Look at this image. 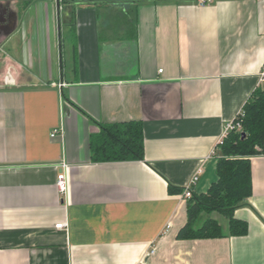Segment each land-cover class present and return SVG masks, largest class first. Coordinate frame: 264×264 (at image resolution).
Masks as SVG:
<instances>
[{
  "label": "crops",
  "instance_id": "1",
  "mask_svg": "<svg viewBox=\"0 0 264 264\" xmlns=\"http://www.w3.org/2000/svg\"><path fill=\"white\" fill-rule=\"evenodd\" d=\"M13 9L17 28L0 39V264H264V147L233 212L246 234L176 238L188 201L177 190L198 171L193 193L216 181L223 128L264 88V0L78 6L60 52L50 0ZM139 120L142 161L92 160L99 124Z\"/></svg>",
  "mask_w": 264,
  "mask_h": 264
},
{
  "label": "trees",
  "instance_id": "2",
  "mask_svg": "<svg viewBox=\"0 0 264 264\" xmlns=\"http://www.w3.org/2000/svg\"><path fill=\"white\" fill-rule=\"evenodd\" d=\"M241 131H232L218 146L216 181L202 194L193 193L187 201V221L179 229L178 240L217 239L244 235L245 222L233 217L235 209L252 194L251 163L263 154L264 88H256L243 107ZM244 134V136H243ZM92 160L95 162L142 161L144 130L139 121L99 124V132L90 138ZM176 192L175 189H171ZM183 190H177L182 192ZM217 213L228 222L224 233L220 223L212 218Z\"/></svg>",
  "mask_w": 264,
  "mask_h": 264
},
{
  "label": "flooded vegetation",
  "instance_id": "3",
  "mask_svg": "<svg viewBox=\"0 0 264 264\" xmlns=\"http://www.w3.org/2000/svg\"><path fill=\"white\" fill-rule=\"evenodd\" d=\"M40 0H0V39L2 37H7L11 35L17 28L19 19L21 15H18L14 11L13 7L21 5V7L31 8ZM55 10L59 8V17L56 19L59 22L63 21L65 18L71 19L73 16V11L78 6L84 5H100L107 2H128V3H138L146 0H50Z\"/></svg>",
  "mask_w": 264,
  "mask_h": 264
},
{
  "label": "built area",
  "instance_id": "4",
  "mask_svg": "<svg viewBox=\"0 0 264 264\" xmlns=\"http://www.w3.org/2000/svg\"><path fill=\"white\" fill-rule=\"evenodd\" d=\"M205 3L206 2H201V4H205ZM159 72H161V70ZM259 82H260V84L264 85V71H262V73L260 74ZM243 116H244V112L242 110L236 115V117L234 118L233 121L228 122L225 125V127L223 128L224 130H223L222 136L219 139L217 146H220L223 143V140L227 137V135L230 132L241 131V128H242L241 127V120H242ZM58 134H59V129H54L51 132L50 137L54 138ZM56 167L59 168V170H60L59 175H57V178H56V188H57V191H59L58 194L63 199L67 196V193H68V182H67V178H66V174H65V172L68 169V165L65 163H61V164H58ZM199 174H200V171L195 173L192 176V178L190 179V181L188 182V184L185 185V187L182 191V198L184 200H189L192 197V195H193L192 188L197 183L198 178H199ZM54 227L57 230H67V223H58Z\"/></svg>",
  "mask_w": 264,
  "mask_h": 264
},
{
  "label": "rangeland",
  "instance_id": "5",
  "mask_svg": "<svg viewBox=\"0 0 264 264\" xmlns=\"http://www.w3.org/2000/svg\"><path fill=\"white\" fill-rule=\"evenodd\" d=\"M49 26H50V29H52L53 28V33H54V23H53V20H52V12H50L49 13ZM57 22V21H56ZM58 28H59V30H60V34H62V28H61V26H59L58 27V22H57V25H56V29H57V34H58V32H59V30H58ZM63 37L65 36V32H63ZM217 214H213L212 213V218H214V219H217L219 222H220V224L221 225H226V219L225 218H223V217H221V216H219V215H217Z\"/></svg>",
  "mask_w": 264,
  "mask_h": 264
},
{
  "label": "water",
  "instance_id": "6",
  "mask_svg": "<svg viewBox=\"0 0 264 264\" xmlns=\"http://www.w3.org/2000/svg\"><path fill=\"white\" fill-rule=\"evenodd\" d=\"M57 18L59 17V8L57 7ZM57 22H58V27L60 26V22H59V20L57 19ZM58 30H59V28H58ZM58 42H59V52L61 51V47H60V30H59V32H58ZM243 136H244V134H243Z\"/></svg>",
  "mask_w": 264,
  "mask_h": 264
}]
</instances>
